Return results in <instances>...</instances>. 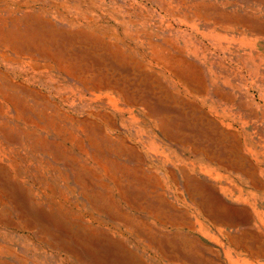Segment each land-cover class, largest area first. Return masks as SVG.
<instances>
[{
    "label": "rangeland",
    "instance_id": "1",
    "mask_svg": "<svg viewBox=\"0 0 264 264\" xmlns=\"http://www.w3.org/2000/svg\"><path fill=\"white\" fill-rule=\"evenodd\" d=\"M35 27L50 29L58 40L50 47L42 43L39 48L14 51L15 31ZM0 35V186L17 173L28 190L42 191L43 175L53 176L51 184L58 189L65 188L64 180L54 176L61 172L70 176L66 181L78 193L73 175H79V183L106 195L109 191L129 216L151 222L149 212L125 204L108 174L120 171L123 165L135 167L130 154L104 149L105 137H123L122 142L145 158L141 167L146 170L149 165L168 183L156 189H162L181 208L193 209L181 177L184 168L217 189L230 206L241 208L254 202L248 215L233 214L249 222L232 226L186 211L184 219L194 222L198 216L202 224L182 230L195 241L193 248L203 256V264H264V255H252L246 249L247 243L264 249V0H0ZM74 44L86 47V58L77 54L85 66L103 53L106 70L100 72L111 82L127 69L134 73L132 65L139 63L152 75L155 98L162 96L163 105L173 110L169 117L179 120L180 127L175 125L173 130L192 133L188 143L183 147L181 140L163 136L155 124L158 108L148 117L143 104L127 103L114 88H86L84 83L98 72L95 67L82 69L77 64L80 74L68 73ZM124 56L130 63L123 67L116 62L113 67L114 60ZM56 59L64 62L65 70ZM8 78L16 83L10 86ZM216 88L222 92L216 93ZM238 115L243 116V123ZM95 138L97 147L90 143ZM236 153L241 157L240 166L230 164ZM161 160L164 164H159ZM246 168L254 169L252 177ZM257 183H261L259 187ZM135 187L149 190L148 184ZM76 198L82 227L95 232L94 239L107 236L120 241L126 252L145 259L142 264H171L160 257L155 246H148L146 237L138 239L119 217L100 209V201L93 205L80 194ZM41 199L47 201L48 197L43 194ZM12 210V224L0 223V264H82L42 242L39 238L48 235L39 236L36 226L16 229L19 220ZM115 247L108 245L104 251Z\"/></svg>",
    "mask_w": 264,
    "mask_h": 264
},
{
    "label": "bare ground",
    "instance_id": "2",
    "mask_svg": "<svg viewBox=\"0 0 264 264\" xmlns=\"http://www.w3.org/2000/svg\"><path fill=\"white\" fill-rule=\"evenodd\" d=\"M46 32L48 34H46ZM15 33L17 34V38L14 39L11 42V44L13 45L14 43H17L14 47L12 46L13 50L16 52H19L24 48L26 49L39 48V46L40 47L43 46L42 43H45V46H47L48 44L49 45L48 47H50L52 41L58 40L56 39L57 37L53 36L54 34H51L52 31H50V29L47 30L46 28L45 29L39 27L30 28V29L26 28L23 29L22 31L21 30L17 32L15 31ZM5 42L7 41H4V43ZM73 46L75 48L73 50V55L75 54V56H73L72 62L70 63V68L69 70H67L68 73H70L71 75L73 74L75 75V73L80 74L81 71L76 67L77 64H80L82 66V69L84 68L86 69V67L91 68L92 66L95 67V69L98 72L96 71H95L96 73L93 72L94 74L90 82L84 83L86 88H90V89L114 88L117 94H119L127 103L135 104L139 102L140 104H143L144 106L143 111H145L144 115H148V117L154 115L156 113L155 108H158L160 111L157 113L158 118L156 117L157 119L155 120V124L160 128L163 136H165L168 139L181 140L180 143L183 145V147L186 145V143H188L187 140L190 139L189 135H191L192 133L189 132V133L181 134L178 131L173 130V127L175 125L180 127L178 124L179 120L169 117L170 116L169 111H173V110H171V107H169L170 109H168L163 105L164 101L161 98L162 96L155 98V93H154L155 87H154L152 75L150 73H147L145 69L139 67L138 66L140 65L139 63H136V66L132 65L131 69L135 68L134 73L131 72L130 69L129 70L127 69V71L124 74L122 73L123 76L115 79L116 82H111V80L107 78L104 75V73L102 74L100 72L101 69L102 71L106 70V68L103 65V62L107 58L105 56L103 57L101 56L103 53L101 55L98 54V56L95 58L92 57L91 55L92 63L89 62L90 64L85 66L86 63L85 62L80 63L81 60L79 61L77 57L79 54L82 57H85L87 55V53H85L86 47L82 44H78L77 46H75L74 44ZM41 51L44 53V55L46 56L48 55L44 49H41ZM63 51L64 48L62 47V50L60 52ZM123 58H124L123 60H118V58L116 59L115 57L116 60H114V64H112L113 67L116 62H118V64L123 67L126 64L130 63L128 61L129 58L127 56H124ZM56 61L59 65L58 67L63 68L64 62L60 59H56ZM32 66L36 67L35 64H33ZM85 71L87 72V70ZM136 73H140L142 75H136ZM187 77L189 78V76ZM190 78L192 79L193 76H190ZM7 80L10 86L16 83L11 78H8ZM106 91H108V89ZM5 95L9 98L8 96L9 94H5ZM108 99H110L109 101L113 103L111 96L108 97ZM161 106H164V108H161ZM196 132L197 134H199L200 129H197ZM197 134L193 133V135H197ZM109 138H110L109 136L105 137L104 141H106V148L104 147V149L109 152H115L117 155L120 152L122 154H125L126 156L130 154L128 155V157L134 160V164H135V167L130 166L132 168L125 167V165H123L120 171H113L112 173L111 172L108 173L109 177L114 183V185L117 187V190L119 191V195L121 196V198H123L122 200L125 201V204L128 207L130 206L132 209L149 212V215L153 217V220L151 222H147L142 218L129 216L130 213L128 215L127 212L125 213L122 211L123 208L121 209L120 206L118 205L119 203L117 204L113 196L111 197L109 195L110 194L109 191H108V195H106L105 193L98 191L97 189L96 190L92 189L91 186L88 185L87 183L84 182L79 183L80 180L77 178V176L79 175H73V179L75 180V182H77L80 188V191L77 193V188L75 186L71 187L66 181L70 179V176L59 172V174L57 175L54 174V176L56 177V179L58 178L63 179L64 183H66L65 185L66 187L63 188L62 186H59L58 189L55 185L51 184V179L54 180L53 176L49 177L43 175V178L41 177L40 179L45 184L44 186H42L41 189L42 191L40 190L33 191L31 189L28 190L23 183L18 181L17 173L12 176H8L9 177L7 180L8 184L4 186H0V223L6 221L8 224H12V221H10V217H11L10 215L14 213L12 209H15L17 211L16 217L19 220V222L15 226L16 229L23 230L28 226H31V228L32 226H36L37 227L36 230H38L37 234L39 236L42 233L43 235L51 236V239L48 238V236L40 237L39 239L42 242L47 243L48 246H51L55 249H60L66 252V254L72 259V261H77V263L79 262L82 264H142V262L146 263V261L145 259H143V257L136 255L134 252L130 250H127L126 252V249L125 250L122 249L124 246H122L120 241H112V238L110 237L106 238L107 236L100 237L98 238V240L94 239L98 235L94 234L95 232L93 233L82 227V215L78 214L80 210H77V208H79L78 207L79 203L78 201H76L78 200L76 198L78 194L82 195V197L87 202L93 205H94L93 201H100L99 203L102 204L100 209L104 210L106 214L110 217H119L123 223L127 224L128 227H130L132 233L133 231L136 233L135 236L137 235L138 239H140L141 237L143 238L146 237L149 242L148 246L150 248L151 247L154 248L155 246L157 248V252L159 253L160 257L162 259H168L171 264H177L178 262H182L183 264H186L189 261H197V260L200 263V261L203 259L200 253L195 248H193L194 246L192 242L194 240L190 239V237L187 234H184V231L182 230V228L184 229V227H186L187 229L196 227L194 223H198L197 228L202 227V224L200 223L198 216L196 217V219H194V222L191 220L184 219L183 216L186 215L185 214L186 211H189V213L191 211H194L195 213L198 214L207 215L213 220V222L220 223L221 225H225V226L226 225L232 226L244 222L247 223L248 220L246 219L243 220L242 218L233 216V214L238 215L240 213V210H237L233 206L226 204L221 198V196H219L217 189L211 186L208 182L199 179L191 172L185 170V168L183 170L181 169V177L183 180V185L187 196L191 200H193L192 201L193 209L190 210L187 207L181 208L178 206L179 204H175L174 202L171 203L167 199L168 197L166 198V196H164L165 193L163 194L164 191L162 189H158V190L156 189L159 186H165L166 183H163V179L151 167H149V165H148V169L146 170H145L146 166L145 168L141 167V165H143L142 162L146 161L145 158L140 157L138 153L136 154L135 151H133L132 147L126 145L124 141L122 142L121 139L123 137L120 140L118 138L109 140ZM96 139L97 138L90 140L91 145H93L94 147H97V145L99 146V143ZM130 148L131 150L127 152L126 149H130ZM94 150L96 149L94 148ZM164 161L165 160H161L159 164H164ZM117 164L118 163H116V165ZM144 164H146V162ZM147 170L149 171V173L147 172ZM35 178H38V175H36ZM175 180H177V178H175ZM125 181H129V182L126 183ZM146 184L149 185V190L147 192L146 190L141 191V189L135 187V185L142 186ZM42 193L48 197L47 201L41 199V197L43 196ZM128 197L129 198L133 197L134 199L129 201ZM140 197L146 198L147 201L145 200L143 202L142 200L143 202L142 203L139 200ZM147 198H152V199H147ZM176 198H178V196H176ZM44 204H46V206ZM60 230L62 232H59ZM247 234L248 231L243 232L244 236ZM233 237L234 236H231L230 238L233 239ZM241 238L242 236L238 239V242L239 240H241ZM112 244L116 246L115 248L112 249V251L110 252L104 251V249H106L108 245L112 246ZM247 248L251 249V253H255L257 255H264V249H262L261 246L257 247L255 245L253 246L248 245L246 246V249ZM123 251L125 252V255H123Z\"/></svg>",
    "mask_w": 264,
    "mask_h": 264
},
{
    "label": "crops",
    "instance_id": "3",
    "mask_svg": "<svg viewBox=\"0 0 264 264\" xmlns=\"http://www.w3.org/2000/svg\"><path fill=\"white\" fill-rule=\"evenodd\" d=\"M221 90H219L218 88H216L215 89V92L216 93H219ZM222 92V91H221ZM237 119H239V120H242L241 121V123H243L244 121H243V116L242 115H238L237 116ZM245 133H246V131H245ZM223 135H224V132L222 133ZM219 144H220V146L221 145H224L221 141H219ZM236 150V149H235ZM226 154V153H225ZM239 155L236 153V158H235V160L233 161V160H231V162H230V164L233 166L234 164L236 165V166H240V156H239V158H237ZM221 161H223V162H225V161H227V160H223V159H221ZM220 161V162H221ZM235 166V167H236ZM246 171H248V172H250L249 173V177H252L253 175H254V173H255V171H254V169L252 170V169H250V168H246ZM252 171H253V173H252ZM251 174V175H250ZM239 177V176H238ZM261 184V183H260ZM260 184H258L257 183V185H258V187L260 186ZM251 204V205H250ZM254 202H248L247 203V205L246 206H242L241 208H239V207H234L235 209H237V210H240V215H244V214H246L247 213V215H248V212L249 211H252L253 209H254ZM246 207V208H245ZM236 210V211H237ZM117 232H119V230L117 231ZM120 232H124L123 230H121L120 229ZM252 234L253 235H255V233L254 232H252ZM248 238V240L249 241H251V242H254V240H253V238L252 237H247ZM190 239H192V238H190ZM193 240V239H192ZM248 245H250L249 243H247V246ZM253 245V243H251V246ZM257 247H259V246H257ZM247 250L251 253V249L250 248H247ZM251 254H254V253H251ZM202 256V255H201ZM203 257V256H202ZM196 260V259H195ZM198 260L197 261H189L188 263H186V264H202L203 263V259L200 261V263L198 262ZM202 262V263H201Z\"/></svg>",
    "mask_w": 264,
    "mask_h": 264
}]
</instances>
